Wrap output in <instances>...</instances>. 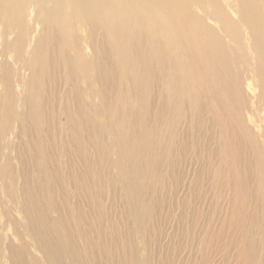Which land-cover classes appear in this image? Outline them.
I'll list each match as a JSON object with an SVG mask.
<instances>
[{
    "label": "bare ground",
    "instance_id": "obj_1",
    "mask_svg": "<svg viewBox=\"0 0 264 264\" xmlns=\"http://www.w3.org/2000/svg\"><path fill=\"white\" fill-rule=\"evenodd\" d=\"M59 111L77 157L114 152L136 231L152 215L139 190H157L180 152L208 151L212 170L191 173V189L232 192L222 236L234 248L213 264H264V0H0V204L11 197L26 231L16 245L0 206V264H40L28 255L49 249L44 228L63 245L45 215L62 181L48 154ZM101 173L87 164L88 178Z\"/></svg>",
    "mask_w": 264,
    "mask_h": 264
},
{
    "label": "rangeland",
    "instance_id": "obj_2",
    "mask_svg": "<svg viewBox=\"0 0 264 264\" xmlns=\"http://www.w3.org/2000/svg\"><path fill=\"white\" fill-rule=\"evenodd\" d=\"M55 118L61 133L60 145L57 152L48 150V154L54 161L50 163L52 168L61 165L62 181L53 182L51 196L56 205L52 209L46 207L45 215L62 232L63 245L59 248L56 232L44 228L49 249L42 247L40 251L31 244L29 261L38 258L40 264H122L124 258L134 252L140 260L148 259L145 264H199L210 255L213 264L224 248H234L229 237L222 236L228 229L230 217V187L225 183L209 187L200 184L191 189L193 184L189 182L191 173L202 176L205 164L206 169L212 170L208 151L202 152L200 158H195L192 149L186 156L180 152L181 157L176 156L170 163L172 167L162 168L157 190L146 181L147 185L139 190L140 203L152 210V215L136 231L133 204L127 199L122 180L111 161L114 152L107 153L109 161L101 163L100 152L89 145L87 158L77 157L73 146L64 147V141L68 142L70 137L63 130L65 119L60 111L55 113ZM104 142L109 144L110 138L105 136ZM87 164L95 174L102 171L100 179L99 176H86ZM95 199L98 203L101 201V208ZM0 206L6 209L5 228L18 245V233L21 239L26 233L14 217L19 207L9 196L4 197ZM73 251L80 253L81 262L74 259ZM7 259L5 264H13ZM230 260L235 262L233 257Z\"/></svg>",
    "mask_w": 264,
    "mask_h": 264
}]
</instances>
